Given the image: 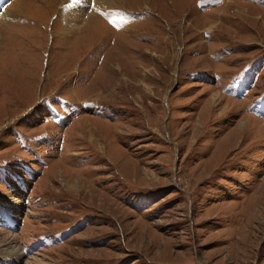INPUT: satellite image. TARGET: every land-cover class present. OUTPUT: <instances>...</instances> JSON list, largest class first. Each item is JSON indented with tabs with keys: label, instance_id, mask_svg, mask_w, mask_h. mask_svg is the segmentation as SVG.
<instances>
[{
	"label": "rangeland",
	"instance_id": "374dc122",
	"mask_svg": "<svg viewBox=\"0 0 264 264\" xmlns=\"http://www.w3.org/2000/svg\"><path fill=\"white\" fill-rule=\"evenodd\" d=\"M20 1L0 11V260L264 264V0L85 1L75 32L70 0Z\"/></svg>",
	"mask_w": 264,
	"mask_h": 264
},
{
	"label": "bare ground",
	"instance_id": "6f19581e",
	"mask_svg": "<svg viewBox=\"0 0 264 264\" xmlns=\"http://www.w3.org/2000/svg\"><path fill=\"white\" fill-rule=\"evenodd\" d=\"M42 3H44L46 0H39ZM54 1V0H53ZM75 0H70L67 8H66V15H67V32H75L79 31L84 28L88 27V24L91 22L92 18L94 16H88L87 11L85 12L84 10L80 9V6L82 5L83 2L89 1V6L93 8L94 11H101L104 8H112L113 5L120 4L118 2L125 1V0H76V4H74ZM20 0H0V11L5 12L4 14H1L3 18H16L19 15H22V6L20 4ZM80 4V6H79ZM87 15V16H86ZM24 184L19 183L18 185V196L17 198H20V194L22 191H24ZM17 198L15 197L14 199H11L10 197V203L8 204L5 212H2L3 214L7 215L8 222L11 221V218L15 219V214L19 213L20 209L17 207L19 204L17 203ZM4 211V210H3ZM13 221V220H12ZM8 249H11L7 245ZM22 255L20 254L17 249H13L11 251H7L3 258L0 260V264H18L19 261L21 260Z\"/></svg>",
	"mask_w": 264,
	"mask_h": 264
}]
</instances>
